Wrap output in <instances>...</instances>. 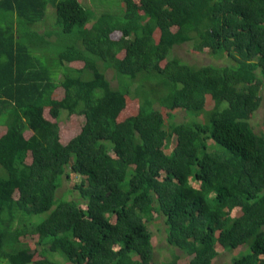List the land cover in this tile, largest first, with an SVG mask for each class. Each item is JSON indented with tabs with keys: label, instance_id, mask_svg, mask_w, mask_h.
Masks as SVG:
<instances>
[{
	"label": "trees",
	"instance_id": "obj_1",
	"mask_svg": "<svg viewBox=\"0 0 264 264\" xmlns=\"http://www.w3.org/2000/svg\"><path fill=\"white\" fill-rule=\"evenodd\" d=\"M111 1L0 0V264H264V0Z\"/></svg>",
	"mask_w": 264,
	"mask_h": 264
},
{
	"label": "rangeland",
	"instance_id": "obj_2",
	"mask_svg": "<svg viewBox=\"0 0 264 264\" xmlns=\"http://www.w3.org/2000/svg\"><path fill=\"white\" fill-rule=\"evenodd\" d=\"M87 2H90L89 4L83 3L84 6L86 8H89L90 11H97L99 12L98 6H97V2L101 3V6L104 5V9L109 8V3L113 4L112 6L114 7H119V4H117L116 1H111V0H84ZM109 2V3H108ZM56 14H55V10L54 8L49 5L45 11V18H44V23L41 24L42 28H48V27H52L55 28L57 25V23L55 24L56 21ZM44 24V25H43ZM118 33H115L114 36H116ZM174 56L180 57L183 60L188 61L189 63H195V64H205V63H210V62H214V63H220L223 64L226 61V57L225 55H221L219 57H213L211 53L208 52H201V53H196L193 52L191 50V45L189 42H186L180 46H176L173 51L172 54ZM81 63L80 62H76L74 63L75 66H79ZM107 76L110 78L111 76V72L107 71ZM149 83H152V81H150ZM116 81L112 80V85H115ZM262 94V98H261V103L259 108L251 115L250 117V123L253 125V127L255 128L256 131H262L264 130V84L263 87L261 88V92ZM56 96L60 97L62 96V89L61 88H57L56 92H55ZM209 103V102H208ZM212 103H209V106H211ZM130 107H132L131 111L128 112L129 113H134L135 112V106L133 107V105H131ZM45 117L51 119V116L48 113V110L45 109ZM82 116L81 115H76V114H71V115H67L66 113L63 114L61 116V125L63 129H66L69 133L71 134H75L79 131V127L80 124L82 123ZM174 120L176 121H181L184 120L185 121V114L184 111L178 110L176 113V116L174 118ZM175 143V138L173 137L170 145H173ZM169 149H166V152H168ZM70 172V170H69ZM71 178H69L68 180H63V184L60 187V189L58 190V195L61 194H67L69 193L73 186L75 185V183L80 181V176L78 174H74L71 173ZM153 231H154V238H153V244L155 246V257L157 258V260L160 263V259H163L165 255H169L168 252L165 251V249L163 247L166 248V241H165V234L163 231L159 232L157 231L156 227L151 226ZM156 231V232H155ZM165 254V255H164ZM233 253L229 252V251H224L221 250L219 256L217 257V259L215 260V264H222L224 262H228L231 260Z\"/></svg>",
	"mask_w": 264,
	"mask_h": 264
}]
</instances>
